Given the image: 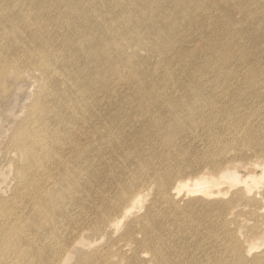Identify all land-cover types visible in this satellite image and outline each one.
<instances>
[{"label": "bare ground", "instance_id": "6f19581e", "mask_svg": "<svg viewBox=\"0 0 264 264\" xmlns=\"http://www.w3.org/2000/svg\"><path fill=\"white\" fill-rule=\"evenodd\" d=\"M37 1L17 0L12 7L32 9ZM167 1L102 0L100 7L80 11L79 17L88 18L81 39L97 41L88 26L101 19L97 32L109 41L95 52L100 55L92 64L98 68L80 76L70 73L64 87L70 90L72 81L78 86L83 79L92 84L103 75L105 95L121 93V57L136 96L128 111H121V104L96 111L92 103L87 112L74 110L68 137L72 150L56 131L39 135L37 126L56 122L47 121L44 112V105L52 103L47 85L54 66H67L73 51L65 48L74 37L69 43L52 21L39 23L41 40L28 45V51L43 89L5 143L24 161L22 181L13 193L19 201L0 206V243L6 244L0 264H68L78 253L75 264H264V250L254 252L253 241H242L231 230L233 223L250 222L238 209L249 203L261 208V215L254 216L264 227V197L258 187L264 183V0L235 5L232 0H208L223 17L233 13L230 5L239 10L248 37L221 49L202 46V53L194 47L182 51L181 21L193 20L192 11L179 8L167 18ZM50 2L61 5L65 0ZM142 41L147 54L125 60L129 52L124 48ZM21 44L14 39L10 46ZM252 52L255 58L249 62ZM88 53L89 59L95 55ZM203 57L212 69L205 83L206 70L199 63ZM16 63L0 66L2 92H8L3 78L11 68L17 72ZM110 64L113 68L106 73L113 77L108 78L101 66ZM184 73L190 82L181 96L162 93ZM68 155L70 159L64 157ZM84 210L93 217L85 220ZM263 234L257 227L251 232L252 237Z\"/></svg>", "mask_w": 264, "mask_h": 264}, {"label": "rangeland", "instance_id": "374dc122", "mask_svg": "<svg viewBox=\"0 0 264 264\" xmlns=\"http://www.w3.org/2000/svg\"><path fill=\"white\" fill-rule=\"evenodd\" d=\"M16 1L17 0H0V66L8 65L11 61H15L17 62L15 67L18 68L17 72L11 68L3 78L8 85V92L5 93L0 90V206L3 203L14 204L19 201L18 194L13 193L15 190H18L15 188L22 181L20 166L23 164L24 156L14 149H7L5 143L12 138L16 129L21 126L27 115V107H29L40 95V92L43 89L41 74L38 71L33 70L31 67V61L34 58L32 55L33 52L29 54L28 51V45L37 43L41 40L39 29V23H41V21L45 20L49 23L52 21L54 27L58 29V32L63 34L69 43L72 42L71 37H74V40L65 48H71L73 51L67 62V66H54L51 72V81L47 85L49 93L51 94L52 103L48 107L46 104L44 105V112L47 114V121L56 119V122L48 128L38 125L37 133L39 135L42 133L48 136L56 131L60 136L59 139H64L63 144L65 147L72 150L70 148L71 139L68 137L71 131L69 127L74 123V110L78 108L83 113L87 112L88 108L86 106L92 103L96 111L99 106H101L100 109L102 110L115 108L120 104L124 105V108H122L121 111H128L132 100L136 96L132 95L130 92V90L134 92V90L130 88L131 73L128 72V64L125 63L121 57H118L120 61L118 69H122L120 77L123 76L125 79L121 87V93L112 94L111 96L105 95L103 92V75L95 76L92 84H88L87 79H83L79 82L78 86L72 81L71 83H73V86L70 90H68L67 87H64L66 86V83L69 82L68 78L71 75L70 73H75L80 76L83 74V71L88 73L90 69L98 68L96 64H92L94 57L100 55H96L95 52L100 45L108 42L109 38L97 32V28L103 25L101 19H97L94 23L89 24L88 28L92 30L91 35L97 37L98 40L86 43V41L81 39L84 35L81 27H86L88 18L83 19V17H79V13L84 8L100 7L102 5V0H65L61 5L52 4L50 0H38L37 4L34 5L32 9L30 8V5L13 8L12 5H14ZM207 2L208 0H194L193 2L188 0L167 1V18L173 15L175 10L179 8L181 11L182 9H187L189 7L192 11L191 17L193 20L188 19L181 21L182 37L185 39V42L182 43V51L185 48L194 47L195 51L202 53L200 48L209 45L216 47V49H221L223 45L228 44L230 41H236L238 44H242L244 38L248 37L245 33L241 17L238 14V12H240L239 10L234 7L232 8L230 5L233 13L228 17H223L220 9L211 8L207 5ZM232 2L233 5L244 3L243 0H232ZM32 12L35 17L32 15ZM115 13L116 11L113 12V15H117ZM197 25H202V28L199 29ZM49 31L51 33L53 29L50 28ZM49 38L50 37L47 39ZM14 39L21 40L22 44L20 47L14 48L10 46ZM146 46L147 43L142 41L135 47H125L124 50H127V52L135 58L128 53H125L124 59L130 61L144 57L147 54L145 51ZM91 50L94 51L95 55H92L89 59L88 51ZM38 54L39 56H42L41 53L38 52ZM80 56H82L83 59H81ZM75 57H77V59L72 62V58ZM254 58L255 54L252 52L249 62L254 60ZM236 59H240L239 55H236ZM62 62L63 61H58L57 63ZM249 62L245 64L244 68L248 67ZM199 63L203 64L204 67L202 68L206 70L203 78V82L205 83L210 80L207 71L212 69L210 67L208 68L204 57L201 58ZM138 66L141 67L144 65ZM111 68H113L111 64L101 66V69L105 71L104 75L108 78L113 77L111 73H106ZM118 81L119 79L116 82ZM116 82L113 84V87L116 86ZM189 82L190 80L186 73H184V76H181L177 81H174V85L170 91L164 90L162 93H172L174 96H181V90ZM82 119L83 116L77 117V121H81ZM82 126V124L78 125L79 128ZM85 144L89 147L88 142ZM55 145L56 144H53L52 146ZM40 146L41 144L33 146L32 148L37 149ZM64 157L70 159L71 155ZM185 177L188 178L189 175ZM51 182L52 179L50 178L49 184H51ZM262 184L263 185L259 184L258 187H262L260 193L262 194L261 196L264 197V183ZM258 187L255 192L259 190ZM185 191L187 190L183 188L181 191V195L183 194L182 196L186 193ZM230 196L231 193L228 194L226 198L228 199ZM86 197L88 198L87 202H91L90 197ZM144 203L146 202H140L138 206H142ZM17 207L18 210H20L21 205L17 204ZM238 209L250 222H248L249 224L241 222L233 223L231 230H234L236 235L238 234L239 237H241L242 241H253V245L256 244L255 246H257L254 249V252L257 251V249L261 251L264 250V234L258 237H252L251 235L254 227L260 228V230L264 229L261 218L254 216V212H256L258 216L261 215V208L256 207L255 209L252 203H249L248 205H239ZM83 212L82 215L85 220H89L93 217V212H96V208L93 212L88 210H84ZM0 221L4 222V219L1 218ZM85 232L90 233L87 230ZM257 239L260 243L257 242ZM5 247V242H1L0 249ZM90 251L91 249H87L85 252L90 253ZM78 256H80L79 253L78 255H75L74 259L68 264H75L74 262ZM138 257L141 259L144 257V254H139ZM145 264L148 263L146 262Z\"/></svg>", "mask_w": 264, "mask_h": 264}]
</instances>
